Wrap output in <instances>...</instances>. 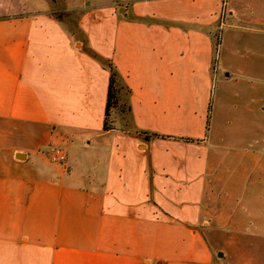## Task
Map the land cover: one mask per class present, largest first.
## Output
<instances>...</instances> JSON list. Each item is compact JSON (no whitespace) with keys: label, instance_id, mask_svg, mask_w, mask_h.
Masks as SVG:
<instances>
[{"label":"crops","instance_id":"obj_1","mask_svg":"<svg viewBox=\"0 0 264 264\" xmlns=\"http://www.w3.org/2000/svg\"><path fill=\"white\" fill-rule=\"evenodd\" d=\"M262 2L0 0V264H264L260 148L210 109L213 78L264 81V19L234 11Z\"/></svg>","mask_w":264,"mask_h":264},{"label":"rangeland","instance_id":"obj_2","mask_svg":"<svg viewBox=\"0 0 264 264\" xmlns=\"http://www.w3.org/2000/svg\"><path fill=\"white\" fill-rule=\"evenodd\" d=\"M232 2V0H229ZM234 9L237 16H239L240 21H244V18H249L253 16L255 18L264 19V0L262 3L258 4H243L237 5ZM56 14L59 17H64L65 21L68 22L69 27H72L74 23V18L78 13V10L69 9L65 12H62L61 9L57 10ZM224 22V19H223ZM264 22V21H263ZM217 33V32H216ZM217 36V34H216ZM229 41L223 40V48L225 49ZM248 45L259 46L264 49V38L261 36L259 39H249L247 40ZM220 66L222 63H230V59L226 56L223 57V60L218 61ZM232 64V63H230ZM236 67V66H234ZM229 77L227 78H213L211 90H210V109L217 110L219 116L225 115L229 120L228 130L229 132L225 133L227 137L234 138L237 137L241 144L247 145L252 142L260 148V159L261 164L264 166V115L261 116L259 121V127H257L258 121L255 123V131L249 130L246 126V122L240 123L243 127H234V120H244V110L251 106L255 97L258 96L263 100L262 106H264V81L262 79H244L239 75L228 73ZM120 83L118 82L116 86L118 87ZM117 105L114 109H111L109 112L108 123L113 122V119L120 121L121 123L128 122V115L126 113L124 105V92L123 89H118L116 91ZM236 122V121H235ZM223 134V133H222ZM224 137L220 139L223 140ZM225 139H227L225 137ZM244 187L248 186V181H244ZM259 188L260 194L264 198V168L259 173ZM264 214V203L262 205V215ZM264 231V228L261 229ZM248 231L247 234H249ZM224 246V245H223ZM221 247V246H220ZM225 250L230 253L231 256L236 254L234 246L227 245L224 246Z\"/></svg>","mask_w":264,"mask_h":264},{"label":"trees","instance_id":"obj_3","mask_svg":"<svg viewBox=\"0 0 264 264\" xmlns=\"http://www.w3.org/2000/svg\"><path fill=\"white\" fill-rule=\"evenodd\" d=\"M108 68V85H107V91H106V99H105V105H104V118H103V123H102V130L107 131L110 130L111 123H108V117H109V112L111 109H114L117 105V97H116V91L118 88L115 86V80H116V74L115 71L113 70L112 66L110 64L107 65ZM125 93H127L125 89ZM151 137H157L155 134H151ZM185 142H190L192 140L190 139H184Z\"/></svg>","mask_w":264,"mask_h":264},{"label":"built area","instance_id":"obj_4","mask_svg":"<svg viewBox=\"0 0 264 264\" xmlns=\"http://www.w3.org/2000/svg\"><path fill=\"white\" fill-rule=\"evenodd\" d=\"M45 156L50 163L62 166L66 160V150L61 146H51L45 150Z\"/></svg>","mask_w":264,"mask_h":264}]
</instances>
